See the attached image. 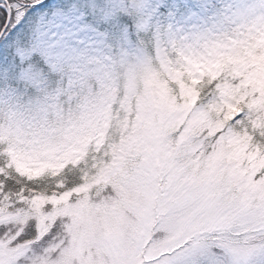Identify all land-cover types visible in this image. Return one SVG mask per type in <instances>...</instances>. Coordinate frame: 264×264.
<instances>
[{"label":"snow or ice","instance_id":"snow-or-ice-1","mask_svg":"<svg viewBox=\"0 0 264 264\" xmlns=\"http://www.w3.org/2000/svg\"><path fill=\"white\" fill-rule=\"evenodd\" d=\"M0 264H264V0H0Z\"/></svg>","mask_w":264,"mask_h":264}]
</instances>
